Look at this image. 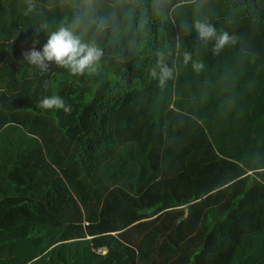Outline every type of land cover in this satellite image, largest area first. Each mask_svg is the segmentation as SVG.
Masks as SVG:
<instances>
[{"label": "trees", "instance_id": "1", "mask_svg": "<svg viewBox=\"0 0 264 264\" xmlns=\"http://www.w3.org/2000/svg\"><path fill=\"white\" fill-rule=\"evenodd\" d=\"M31 2L0 0V264H264V0ZM78 11L96 71H35L22 53ZM197 19L237 42L214 54Z\"/></svg>", "mask_w": 264, "mask_h": 264}, {"label": "clouds", "instance_id": "2", "mask_svg": "<svg viewBox=\"0 0 264 264\" xmlns=\"http://www.w3.org/2000/svg\"><path fill=\"white\" fill-rule=\"evenodd\" d=\"M178 3L174 7H180ZM34 4L29 0L25 15L34 10ZM87 10L93 9V4L90 2L86 5ZM154 7L159 10V0H154ZM87 11H78L72 18L71 22L61 23L55 30L51 31L47 36V41L41 50H36L33 46L31 49L22 53L23 60L26 61L35 71L43 74L49 70L50 65L54 64L57 67L67 70L70 75L79 77L86 72H95V65L101 60L103 50L99 47L95 39L85 40L83 32L81 31L87 21ZM110 17L100 16L95 18L94 24L97 31H104L110 27ZM187 27V26H186ZM48 29L47 24H42L35 32L39 34ZM194 30L197 41L206 45L214 41L213 53L218 55L225 46L235 44L237 37L227 31L217 32L215 26L207 20L197 19L188 31ZM38 41H34L33 45ZM179 49V44H177ZM183 62L188 65L191 62L193 71L199 73L204 69L203 62L193 60L189 52H184ZM157 69L159 71H157ZM175 66L169 67L164 62L162 55L157 62L155 68L151 70V75L158 77L160 82L166 83L169 79L174 77ZM37 107L41 110H63L65 113L72 111L71 105L67 104L63 97L59 94H53L42 97ZM186 207V206H185ZM101 253V250H98ZM103 254V253H102Z\"/></svg>", "mask_w": 264, "mask_h": 264}, {"label": "rangeland", "instance_id": "3", "mask_svg": "<svg viewBox=\"0 0 264 264\" xmlns=\"http://www.w3.org/2000/svg\"><path fill=\"white\" fill-rule=\"evenodd\" d=\"M185 206H186V205H179V206L176 207V209H182V208H184ZM5 233H6V232L3 231V232L1 233L2 236L6 235ZM217 239H218V238H217ZM98 250H101V254H102V253H103V254H106V255L109 254L108 249L105 248V247H103V248H98L97 251H98ZM125 250H127V249H125Z\"/></svg>", "mask_w": 264, "mask_h": 264}, {"label": "crops", "instance_id": "4", "mask_svg": "<svg viewBox=\"0 0 264 264\" xmlns=\"http://www.w3.org/2000/svg\"><path fill=\"white\" fill-rule=\"evenodd\" d=\"M172 208H173V209H176V207H172ZM178 210H183L184 213H186V207H184V208H182V209H178ZM156 216H157V214H156ZM153 217H155V216H153ZM108 235L114 237V236H115V233H111V234H108ZM97 252H98V251H97Z\"/></svg>", "mask_w": 264, "mask_h": 264}]
</instances>
